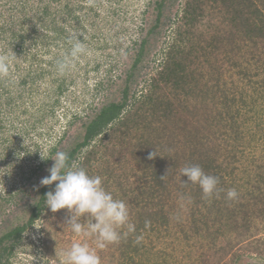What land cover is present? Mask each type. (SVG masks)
Segmentation results:
<instances>
[{
  "label": "trees",
  "instance_id": "obj_1",
  "mask_svg": "<svg viewBox=\"0 0 264 264\" xmlns=\"http://www.w3.org/2000/svg\"><path fill=\"white\" fill-rule=\"evenodd\" d=\"M38 1L36 7L31 5L34 14L29 15L30 0H0V40L11 35L17 41L12 50L24 51L33 36L43 45L63 40L77 9L86 6L73 5L72 0ZM177 2L150 1L133 52L127 49L126 64L118 75L110 76L100 104L82 117L75 115V129L65 132L50 148L49 159L33 165L18 187L8 193L0 191V264H12L24 234L38 220H44L42 231L47 234L55 218H69L66 209L53 213L46 208V194L54 192L55 184L40 183L50 175L51 157L57 151L67 152L70 163L75 161L90 175L104 179L105 189L129 208L136 231L112 246L109 259L100 251L101 264H236L243 255L246 264H264V151L254 154L257 145L251 151L240 149L241 140L251 138L246 122L264 113V77L254 82V77L264 75V0H180V17L179 8L174 13ZM210 8L222 13L225 25L223 31L216 28L210 35L211 45L217 50L229 44L224 49L226 60L240 74V83L237 80L233 89L221 84L220 77L214 85L201 86L191 71L195 38H204L195 31L196 25ZM12 10L21 17L12 14L10 19L7 14ZM173 24L177 26L163 59L151 65L161 37ZM9 48L0 45V53ZM31 73L21 74L20 86L35 81L37 76ZM16 84L11 74L10 81L0 79L1 107L13 104L14 108L11 88ZM200 95L208 103L207 113L204 122L194 120L198 129L193 131L180 114ZM243 110L253 115L239 119ZM5 127L2 122L0 128ZM182 129L185 137H180ZM255 130L249 129L252 136ZM260 137L264 148V135ZM116 148L121 149L123 160L114 156ZM126 148L128 153H122ZM154 151L157 156L149 159ZM239 160L244 162L240 169ZM122 165L123 172L118 174L116 167ZM190 165H199L206 174L219 178V197L205 199L198 185L183 182L187 177L180 170ZM114 185L120 193L112 189ZM231 188L239 193L235 201L226 199ZM185 206L190 209L186 216ZM146 221L150 222L147 227ZM139 235L143 240L137 244Z\"/></svg>",
  "mask_w": 264,
  "mask_h": 264
},
{
  "label": "rangeland",
  "instance_id": "obj_2",
  "mask_svg": "<svg viewBox=\"0 0 264 264\" xmlns=\"http://www.w3.org/2000/svg\"><path fill=\"white\" fill-rule=\"evenodd\" d=\"M72 1L73 5L86 6L84 9H77V17L70 20V27L63 40H54L55 42L43 45L41 40H36L33 36L27 39L22 52L12 50L17 41H14L11 35H8L4 41L0 40L1 46L5 43V46L10 47L8 52H1L0 57L9 58L10 74L18 83L11 88L12 97H16L14 108L13 104L10 107L8 104L0 106V122L6 126L0 128V191L3 193H8L22 183L23 175L41 159L40 152L47 156L50 148L61 140L66 131L71 132L75 129L76 126L72 125V121L76 114L82 117L93 106L100 104L104 98L102 91L107 88L110 76L114 77L122 71L128 57L127 49L131 50L134 41L140 37L139 26L143 17L149 14L151 0ZM38 2V0H30L31 4L27 10L29 15L34 14V9L30 8L31 5L36 7ZM182 6L179 0L174 7V13H178L179 8V17ZM209 11L196 25L195 31L202 33L204 38L201 41L195 38L194 44L197 46L193 48L194 52L189 58V62H192L191 71H194L193 75L199 79L201 86L205 83L214 85L215 79L220 77L223 82H220L221 84L225 86L227 83L226 86L233 89L237 80L240 83V74L235 68H231L226 60L224 49L229 44L221 45V48L216 50L212 47L210 40V35L216 28L220 32L225 27L222 22V13H214L212 8ZM12 14L21 17L16 10H12L7 16L12 19L10 17ZM176 26L173 24L168 27V31L161 37L157 53L152 55L151 65L160 64L164 49L172 42ZM29 27L28 25L27 28ZM39 29V32L43 33L42 28ZM52 35L53 32L50 36ZM73 37H79L84 41L87 53L74 62L67 74L59 75L56 70V61L68 54L71 47L68 41ZM11 40L14 42L10 45ZM131 51L133 52V49ZM236 56L239 57L240 53ZM29 70L32 71V76H37L35 81L31 79L28 86H20L18 81L21 74ZM263 77L264 75L254 77V82ZM198 87L200 89V86ZM206 103L207 101L200 95L192 100L187 111L184 112L182 109L180 116L189 122L190 130L198 129L195 119L205 121L204 116L207 113L205 105L208 104ZM258 107H262V104ZM246 112L247 110L239 119L244 120L249 115H253V112ZM258 124L261 126L257 127ZM246 126H248L247 137L251 138L241 140L240 149L251 151L252 147L257 145L258 149L254 150V154L262 153L264 148L260 147V135H264V113L254 115L246 122ZM251 128L256 129L253 136L249 131ZM180 133V137H185L184 129ZM100 139V137L97 138L96 142ZM119 151L121 149L116 148L114 156L123 160L124 155ZM122 153H128V148L123 149ZM236 165L240 169L244 166V162L239 160ZM123 169V165L116 167L118 174L123 172ZM239 172L242 174L241 170ZM112 189L117 190V194L120 193L116 185ZM189 211L188 207L183 208L185 216ZM67 219L59 216L55 218L54 222L49 224L50 232L47 234L42 231L45 225L44 220H38L24 234L22 242L12 257V264H63L62 253L69 249L72 243H88L95 247V238L74 234L66 225ZM206 241L209 242L208 239ZM112 246L109 245L103 250L97 249V254L101 256L100 251H103L106 259H109L110 252L114 250ZM213 259L212 257V261ZM246 259L247 256L243 255L236 264H246Z\"/></svg>",
  "mask_w": 264,
  "mask_h": 264
},
{
  "label": "clouds",
  "instance_id": "obj_3",
  "mask_svg": "<svg viewBox=\"0 0 264 264\" xmlns=\"http://www.w3.org/2000/svg\"><path fill=\"white\" fill-rule=\"evenodd\" d=\"M71 45L68 54L56 61V70L59 75L67 74L74 62L87 53L84 41L79 37L70 38ZM0 79L10 81L9 58L0 57ZM42 160L49 159L40 152ZM157 156L156 151L149 154V159ZM51 159L54 164L48 169L50 175L40 183L48 186L55 184L54 192L46 194L45 205L53 213L66 209L69 213L66 225L77 236H93L95 247L88 243L74 242L71 247L62 253L63 264H101L97 249L103 250L109 245L118 244L122 238L135 233L136 228L130 222V212L127 204L114 198L110 191L103 186L102 178L90 175L88 171L78 166L75 161L69 162V155L65 151H57ZM182 177L186 176L185 184L198 185L205 199L219 197V178L209 175L199 165L185 166L180 170ZM167 175L160 177L164 180ZM239 193L235 188L228 189L226 199L235 201ZM150 222L146 221L145 226ZM126 229V231H122ZM143 236L135 238L139 244Z\"/></svg>",
  "mask_w": 264,
  "mask_h": 264
}]
</instances>
